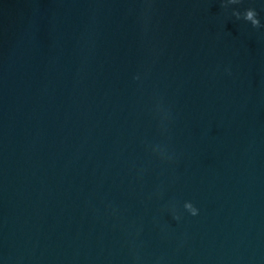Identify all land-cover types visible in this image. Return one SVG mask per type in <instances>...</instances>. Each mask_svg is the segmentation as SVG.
<instances>
[{
    "label": "water",
    "instance_id": "water-1",
    "mask_svg": "<svg viewBox=\"0 0 264 264\" xmlns=\"http://www.w3.org/2000/svg\"><path fill=\"white\" fill-rule=\"evenodd\" d=\"M0 264H264V0H0Z\"/></svg>",
    "mask_w": 264,
    "mask_h": 264
},
{
    "label": "clouds",
    "instance_id": "clouds-1",
    "mask_svg": "<svg viewBox=\"0 0 264 264\" xmlns=\"http://www.w3.org/2000/svg\"><path fill=\"white\" fill-rule=\"evenodd\" d=\"M240 0H224V6L225 8H227L229 5H234L239 3ZM233 15L237 18V19H244L246 21L251 22V24L254 27H259L261 26V19L256 11L255 8H248L247 10H245L244 12H241L239 10H234L233 11ZM136 79H139V75H137L135 77ZM164 118H167V113L164 114ZM154 152H158L161 155H164V152L161 148H159V146L153 148ZM184 209H186L192 216H197L200 213V209L192 202V201H185L184 205H183ZM172 211L175 215V219L177 221H179L181 219V216L179 214H177L175 212V208H172Z\"/></svg>",
    "mask_w": 264,
    "mask_h": 264
}]
</instances>
